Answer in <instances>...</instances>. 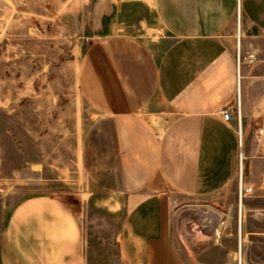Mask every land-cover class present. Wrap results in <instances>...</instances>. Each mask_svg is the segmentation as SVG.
<instances>
[{
    "label": "crops",
    "instance_id": "1",
    "mask_svg": "<svg viewBox=\"0 0 264 264\" xmlns=\"http://www.w3.org/2000/svg\"><path fill=\"white\" fill-rule=\"evenodd\" d=\"M81 15L94 39L77 75L88 111L76 114L63 174L86 182L77 191L89 207L125 213L105 248L118 264H188L178 206L202 214L239 195L240 179L253 188L240 201L247 222L264 216V0H93ZM238 54L256 64L238 70ZM238 100L241 144L235 118L219 114ZM99 235L85 236L64 200L33 197L7 220L0 264H94Z\"/></svg>",
    "mask_w": 264,
    "mask_h": 264
},
{
    "label": "rangeland",
    "instance_id": "2",
    "mask_svg": "<svg viewBox=\"0 0 264 264\" xmlns=\"http://www.w3.org/2000/svg\"><path fill=\"white\" fill-rule=\"evenodd\" d=\"M92 1L0 0V251L14 208L33 197L53 196L78 211L85 236L100 234L101 249L92 263H119L117 250L105 248L120 232L125 213L89 207V194L77 191L86 182L75 171L63 174L74 168L76 114L88 111L77 75L94 41L81 15ZM208 206L197 208L202 212L197 215L192 201L178 206L183 217L174 221V236L180 251L188 264H240L239 195H224ZM262 215L248 223L243 211L242 264H264ZM196 231L202 241H195Z\"/></svg>",
    "mask_w": 264,
    "mask_h": 264
},
{
    "label": "built area",
    "instance_id": "3",
    "mask_svg": "<svg viewBox=\"0 0 264 264\" xmlns=\"http://www.w3.org/2000/svg\"><path fill=\"white\" fill-rule=\"evenodd\" d=\"M257 61L256 56L250 55L247 58H241L240 54H238V70H240L241 66L243 65H249L252 66ZM220 116L223 118L224 121L229 122L233 118H235L237 127H238V136L240 140V144L242 142V114H241V107L240 102L238 100V103L236 105H229L224 108H222L219 111ZM264 134L263 130H259L257 132L258 136H262ZM253 193V188L245 186L240 179L239 182V198L240 200L248 195H251Z\"/></svg>",
    "mask_w": 264,
    "mask_h": 264
},
{
    "label": "bare ground",
    "instance_id": "4",
    "mask_svg": "<svg viewBox=\"0 0 264 264\" xmlns=\"http://www.w3.org/2000/svg\"><path fill=\"white\" fill-rule=\"evenodd\" d=\"M240 41V39H238ZM238 46H240V43L238 42ZM240 51V50H239ZM241 200H239V212H240V217L238 221V238H239V243H238V253H237V259L240 264H242V246H243V238H242V221H243V205L240 203Z\"/></svg>",
    "mask_w": 264,
    "mask_h": 264
}]
</instances>
